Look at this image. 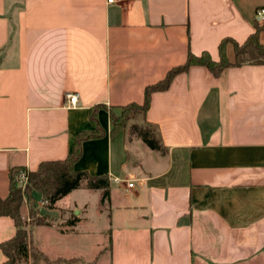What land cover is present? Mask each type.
I'll list each match as a JSON object with an SVG mask.
<instances>
[{
    "label": "crops",
    "instance_id": "crops-1",
    "mask_svg": "<svg viewBox=\"0 0 264 264\" xmlns=\"http://www.w3.org/2000/svg\"><path fill=\"white\" fill-rule=\"evenodd\" d=\"M262 6L0 0V199L11 168L64 160L80 133L97 136L78 145L73 170L109 183L105 200L82 187L52 209L34 193L49 220L29 229L28 249L42 255L34 264H264V65L218 77L192 66L153 93L140 121L156 127L161 150L130 136V124L113 134L109 117L142 104L189 53L217 61L223 39L242 44L256 26L264 45ZM226 55L233 62L231 45ZM15 233L0 216V244Z\"/></svg>",
    "mask_w": 264,
    "mask_h": 264
},
{
    "label": "trees",
    "instance_id": "trees-1",
    "mask_svg": "<svg viewBox=\"0 0 264 264\" xmlns=\"http://www.w3.org/2000/svg\"><path fill=\"white\" fill-rule=\"evenodd\" d=\"M262 29L258 26L255 28V33L250 35L242 44H238L232 39H223L218 46L219 58L217 61L212 60L207 52L195 56L188 54L183 65L172 68L167 72L164 79L154 85L147 86L144 89V98L142 104H130L121 107L122 112L130 108L138 110V114L143 116L150 103V97L155 92L165 91L172 79L180 74L187 72L192 66L205 67L214 77L220 74L227 68L239 67L242 65H264V45L259 41V32ZM231 45L234 52V60L230 62L226 55V47ZM110 122L113 125V134L127 125V118L123 113L116 116L113 113L109 114ZM94 111L91 113L93 121ZM144 127H134V132L142 140L147 147L152 150H161V141L158 131L155 126L145 123ZM96 133H80L76 141V147L73 153L68 155L64 160L43 162L39 165L36 171L27 172L28 182L25 189L26 200L29 205V216L31 217L30 226L48 225L44 220L37 219L34 212L35 200L34 193H40L47 201V207L52 209L55 203L69 194L71 191L86 188L90 190H102V200L108 197V180L103 178H93L84 172H75L73 166L78 158V145L88 138H95ZM24 168H11L9 170V191L5 199H0V216L10 217L16 227L14 237L2 244L0 250L6 257V261L1 264H15L16 257L20 255L26 256L29 254L36 262L42 255L36 252L33 248L28 249V233L23 226L20 215V208L23 203V196L20 188L17 185L16 178L20 173L25 172Z\"/></svg>",
    "mask_w": 264,
    "mask_h": 264
},
{
    "label": "rangeland",
    "instance_id": "rangeland-1",
    "mask_svg": "<svg viewBox=\"0 0 264 264\" xmlns=\"http://www.w3.org/2000/svg\"><path fill=\"white\" fill-rule=\"evenodd\" d=\"M122 113H123L124 117L127 118V120H128L127 124H130L129 129H128L129 135L138 137L136 135V133L134 132V127H136V126L137 127H144L146 125L145 123H141L140 115L138 114V110L134 109V108H130V109H128L125 112H122V110H121V114ZM21 175H22V173H20L17 176L16 182H17V185L20 188L22 196H23L22 205L26 206V208H27V215H25V216L23 215V218L21 216V221L23 223L24 229L29 233V229L31 227L30 226L31 217L29 216V205L27 203V200H26L27 198H26V195H25V189H26V185H27L28 180L25 183H21V181H20ZM42 199H43V201L46 202L45 207H47L46 199L43 196H42ZM39 209H40V200H39L38 203H36V201H35L34 212L36 213L37 219H40V217H41L42 220L48 222L49 220L46 217H43V216L40 215V210ZM28 239H29V235H28ZM31 263L34 264L35 261L33 260V258L29 254H27L26 256L20 255V256L16 257L15 264H31Z\"/></svg>",
    "mask_w": 264,
    "mask_h": 264
},
{
    "label": "built area",
    "instance_id": "built-area-1",
    "mask_svg": "<svg viewBox=\"0 0 264 264\" xmlns=\"http://www.w3.org/2000/svg\"><path fill=\"white\" fill-rule=\"evenodd\" d=\"M126 0H106V4L107 5H114V4H119L122 2H125ZM255 21L257 24L264 26V6L259 7L258 9H256L255 11ZM66 103L68 106L70 107H75L78 101V95L75 93H68L66 94ZM28 180V173L27 171L23 172L21 177H20V181L21 183H25ZM116 182L117 180L114 179ZM133 186V183H128V187L131 188ZM46 202H42L41 205H45Z\"/></svg>",
    "mask_w": 264,
    "mask_h": 264
}]
</instances>
